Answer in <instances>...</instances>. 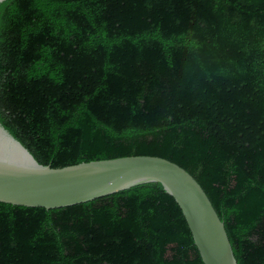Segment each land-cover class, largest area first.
Wrapping results in <instances>:
<instances>
[{
  "label": "trees",
  "instance_id": "16d2710c",
  "mask_svg": "<svg viewBox=\"0 0 264 264\" xmlns=\"http://www.w3.org/2000/svg\"><path fill=\"white\" fill-rule=\"evenodd\" d=\"M0 126L62 168L188 172L237 264H264V0H4ZM0 264H203L160 183L68 207L0 203Z\"/></svg>",
  "mask_w": 264,
  "mask_h": 264
},
{
  "label": "water",
  "instance_id": "95a60500",
  "mask_svg": "<svg viewBox=\"0 0 264 264\" xmlns=\"http://www.w3.org/2000/svg\"><path fill=\"white\" fill-rule=\"evenodd\" d=\"M153 182L160 183L179 206L203 264H237L223 222L207 195L175 163L127 156L51 168L37 163L0 126V203L56 209Z\"/></svg>",
  "mask_w": 264,
  "mask_h": 264
}]
</instances>
